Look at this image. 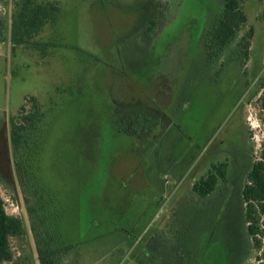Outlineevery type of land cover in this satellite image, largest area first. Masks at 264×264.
Returning a JSON list of instances; mask_svg holds the SVG:
<instances>
[{
    "label": "rangeland",
    "instance_id": "rangeland-1",
    "mask_svg": "<svg viewBox=\"0 0 264 264\" xmlns=\"http://www.w3.org/2000/svg\"><path fill=\"white\" fill-rule=\"evenodd\" d=\"M49 1L60 13L35 39L44 53L12 47L13 0L0 4V198L26 228L1 264H40L9 141L31 97L53 235L71 247L61 264H258L241 191L264 151V0L245 2L219 54L208 40L223 0ZM220 163L226 182L199 198L193 184Z\"/></svg>",
    "mask_w": 264,
    "mask_h": 264
},
{
    "label": "trees",
    "instance_id": "trees-1",
    "mask_svg": "<svg viewBox=\"0 0 264 264\" xmlns=\"http://www.w3.org/2000/svg\"><path fill=\"white\" fill-rule=\"evenodd\" d=\"M6 0H0V4ZM247 0H223L222 9L217 15L208 45L222 52L236 39L238 32L247 22L244 4ZM60 9L57 3L49 0H13L10 15L9 42L12 47L32 48L44 53V43L35 39L47 26H54ZM264 16V15H263ZM5 18L0 16V43L4 41ZM253 36L250 29L240 38L241 54L248 55L249 41ZM242 59V58H241ZM240 60V59H239ZM29 110L21 108L19 115L10 118L9 141L15 169L21 174L20 191L23 205L29 221V230L33 236L36 256L40 264H61L69 256L71 247L61 245L54 236L55 212L50 211L52 194L46 188L38 172L39 145L45 135V113L36 98L29 100ZM260 111L264 116V84L259 99ZM226 163L212 165L207 175L192 186V191L199 198L210 195L217 183L226 182ZM244 205V222L253 248L261 251L256 257L258 264H264V151L254 161L246 174V181L241 191ZM53 205V204H52ZM53 209L54 206H52ZM56 210V209H55ZM26 234L24 222L20 217L7 215L0 198V264L11 262L9 241L22 238Z\"/></svg>",
    "mask_w": 264,
    "mask_h": 264
}]
</instances>
